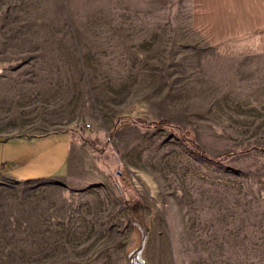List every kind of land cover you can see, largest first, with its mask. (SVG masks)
<instances>
[{"label":"rangeland","instance_id":"374dc122","mask_svg":"<svg viewBox=\"0 0 264 264\" xmlns=\"http://www.w3.org/2000/svg\"><path fill=\"white\" fill-rule=\"evenodd\" d=\"M222 36L194 0H0V79L35 135L0 137L20 179L0 169V264H264V54ZM74 134L107 183L21 181Z\"/></svg>","mask_w":264,"mask_h":264},{"label":"crops","instance_id":"0c3cea01","mask_svg":"<svg viewBox=\"0 0 264 264\" xmlns=\"http://www.w3.org/2000/svg\"><path fill=\"white\" fill-rule=\"evenodd\" d=\"M194 2L198 5L201 17L209 26L213 25L216 30L222 29L223 39L243 40L244 48L248 52L264 54V0H194ZM10 85V89H7L6 81L0 79V137L5 133H17L19 139L25 140V137L35 135L24 133L23 127L20 129L23 132L17 131L16 123H19L23 116L21 94L19 95L21 90L17 93V87L21 89V86L17 83ZM6 119L15 125L11 131H4L2 128V123ZM71 136L68 155L59 173L50 178L21 181L57 183L73 190L107 183L110 177L105 170L95 164L94 158L91 159L92 149L82 142L77 134ZM0 169L6 170L14 177L7 162L3 161ZM14 178L20 180L18 177Z\"/></svg>","mask_w":264,"mask_h":264},{"label":"trees","instance_id":"16d2710c","mask_svg":"<svg viewBox=\"0 0 264 264\" xmlns=\"http://www.w3.org/2000/svg\"><path fill=\"white\" fill-rule=\"evenodd\" d=\"M134 124H138L140 125L141 127H144V128H165V127H170L171 126V123L167 122V121H161V122H157V123H149L147 121H144V120H135L133 121ZM122 126L121 124H118L115 129H113L112 131V135H114L117 131H118V128ZM196 150L197 152L200 154V155H204V151L202 150L201 147H199L198 145H196ZM264 150V149H263Z\"/></svg>","mask_w":264,"mask_h":264},{"label":"water","instance_id":"95a60500","mask_svg":"<svg viewBox=\"0 0 264 264\" xmlns=\"http://www.w3.org/2000/svg\"><path fill=\"white\" fill-rule=\"evenodd\" d=\"M120 174V173H119Z\"/></svg>","mask_w":264,"mask_h":264}]
</instances>
